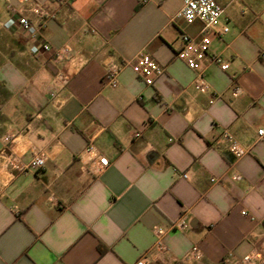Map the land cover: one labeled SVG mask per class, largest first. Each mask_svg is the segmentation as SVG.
Here are the masks:
<instances>
[{
	"label": "crops",
	"instance_id": "1",
	"mask_svg": "<svg viewBox=\"0 0 264 264\" xmlns=\"http://www.w3.org/2000/svg\"><path fill=\"white\" fill-rule=\"evenodd\" d=\"M36 1L50 15L42 40L71 47L73 58L61 65L33 55L24 30L2 27L18 1L0 0V264H137L145 256L147 264H221L258 246L264 27L242 0H217L226 13L211 54L229 69L206 62V93L177 58L181 35L203 28L175 20L182 0ZM144 52L165 68L153 86L131 67L107 84L110 65ZM226 134L249 153L236 157ZM90 142L110 161L102 172L83 159ZM34 150L46 157L43 168L12 167ZM182 217L189 228L168 232V252L154 250V228ZM194 246L200 260L188 259Z\"/></svg>",
	"mask_w": 264,
	"mask_h": 264
},
{
	"label": "built area",
	"instance_id": "2",
	"mask_svg": "<svg viewBox=\"0 0 264 264\" xmlns=\"http://www.w3.org/2000/svg\"><path fill=\"white\" fill-rule=\"evenodd\" d=\"M18 4H8L9 18L2 22V27L6 30L22 29L33 40L34 44L30 51L33 55L52 54L56 63L64 65L73 58V50L69 46L53 49L46 41L42 40V29L45 27V20L50 18L48 12L36 0H17ZM226 8L217 0H182V8L175 17V20H184L191 24L196 21L203 23L200 36H191L183 33L181 35L182 47L177 53V58L187 64V66L197 72L194 81L195 89L200 93L209 91V86L205 78L206 62L217 64L222 70L229 69L228 63L225 62L221 55L211 54L212 34L219 20L224 17ZM229 28H225L224 32H228ZM264 59V50L261 53ZM127 67H131L133 71L144 80L147 86H153L157 79L164 75L165 68L160 65L152 56L147 53H140L131 60H127L119 65H110L106 74L107 84L116 86L120 73ZM59 80L62 85L68 83L67 76L64 72L59 74ZM242 89L237 87L235 94L240 95ZM55 96V94H52ZM230 149L236 157H243L249 153V150L242 146L238 141L230 139L228 134ZM259 138L264 141V129L259 130ZM7 143L11 142V137L4 139ZM84 160H94L97 164V170L102 172L110 166L107 157L99 154L97 145L90 142L83 154ZM12 167L18 170H39L46 165V157L39 150H34L33 158L28 164H24L18 158H12L10 161ZM188 178V175L184 176ZM234 180L240 179L238 175L233 176ZM216 182V179L212 180ZM244 216H248L247 211H243ZM189 228V220L182 217L172 222L168 227L156 226L154 234L156 243L154 250L159 253L168 252V246L165 237L172 230L185 231ZM203 252L199 246H194L188 255L190 260H200ZM137 264H147V257H143ZM221 264H264V234L261 235L259 245L254 247L246 255L239 257L234 253L225 256Z\"/></svg>",
	"mask_w": 264,
	"mask_h": 264
},
{
	"label": "rangeland",
	"instance_id": "3",
	"mask_svg": "<svg viewBox=\"0 0 264 264\" xmlns=\"http://www.w3.org/2000/svg\"><path fill=\"white\" fill-rule=\"evenodd\" d=\"M241 9L248 12L251 19H256L257 24L264 27V0H242Z\"/></svg>",
	"mask_w": 264,
	"mask_h": 264
}]
</instances>
